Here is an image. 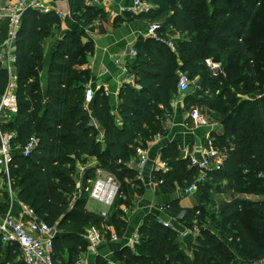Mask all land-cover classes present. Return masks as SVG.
Instances as JSON below:
<instances>
[{"label":"trees","instance_id":"obj_1","mask_svg":"<svg viewBox=\"0 0 264 264\" xmlns=\"http://www.w3.org/2000/svg\"><path fill=\"white\" fill-rule=\"evenodd\" d=\"M85 1L69 0L74 20L83 27L102 17L101 9L87 6ZM149 1L157 5L156 11L138 16L129 13L122 21L171 12L157 33L165 40L167 31L180 35L176 54L168 50L165 40L138 43L136 57L127 66L137 89L122 85L114 109L111 97L97 90L89 112L83 106L89 73L77 67L86 63L91 44H82L77 34L68 32L51 56L43 89L39 79L43 41L52 36L59 18L53 11L27 9L23 13L16 42L17 111L1 126L3 132L14 134V154L9 182L4 180L5 188L0 189V217L8 207L10 192L38 219L62 232L53 240L54 264L74 263L84 249L78 235L84 229L106 223L123 236L127 224L120 207L130 206L126 188L131 183L135 186L136 174L128 164L135 159L137 147L143 148L162 132L160 116L170 109L180 71L191 81L202 80V90L187 96L186 102L217 114L223 128L222 134H212V138L224 160L220 170L208 173V179L197 188L198 203L182 210L173 202L166 213L184 229L197 226L192 257L177 242L178 231L163 227L150 214L137 232L139 242L134 250L124 247L116 258L124 264H229L236 252L245 260L260 262L264 260V202L237 196H264V0ZM5 36L6 25L1 23L0 43ZM176 56L182 61L179 68ZM208 59L221 63L219 77L211 78L205 65ZM7 84V72L0 67V94ZM209 97L213 99L208 101ZM91 119L98 129L89 124ZM31 137L38 145L23 157L16 150ZM88 158L97 164L85 170L81 184L91 179L97 168L116 177L119 186L107 218L87 212L82 195L73 203L78 186L76 166L87 164ZM160 159L170 170L153 171L152 181L164 194L183 190L198 175L175 144L164 147ZM212 190L230 191L236 197L206 210ZM234 223L233 233L229 226ZM14 247L20 255L17 246L0 242V264H24L18 262ZM95 264L108 263L98 258Z\"/></svg>","mask_w":264,"mask_h":264},{"label":"crops","instance_id":"obj_2","mask_svg":"<svg viewBox=\"0 0 264 264\" xmlns=\"http://www.w3.org/2000/svg\"><path fill=\"white\" fill-rule=\"evenodd\" d=\"M41 1L46 7V12L53 11L56 13V15H60L58 27L53 29V33L50 38L43 41V62L42 69L39 73V79L42 88L44 89L46 87V82L48 80V69L52 54L54 53L62 38L68 32H73L77 34L82 44L90 43L92 46V51H90L86 55V63L81 67H77L78 70H86L89 73V81L85 85V87L89 84H92L94 86H99L102 90L108 91L110 94L109 96L112 100L111 102L113 109L117 105L118 92L121 89L122 85L125 84L126 80H131L133 85L130 86L137 89L133 74L127 71L128 75L126 76L122 71L123 69H127L128 64L134 59L128 56V51L131 49L136 50L135 47L140 42L146 43L148 40H154L150 36H148L147 30L149 26L152 24L161 25L162 21L171 14V12H167L153 18H138L132 21H122L123 16L130 13L127 10L130 8L132 1L110 0L107 3H102L100 5H90L101 9L102 17L99 16L97 19L93 20L89 26L83 27L79 25L76 20H74L69 0ZM85 5H87L86 1ZM152 6L154 7L153 10L155 11L158 9L157 5L152 4ZM164 34L166 37V40H164L168 50L176 54L175 43L180 39V35L175 31H167ZM159 35L163 36L161 32ZM167 42H172L174 44L173 49H171L167 45ZM206 61H209V63H206ZM206 61L205 65L212 64L217 68L219 72L220 66L218 63L214 62L212 59H208ZM176 64L178 68L182 65V61L177 56ZM178 73H180V71H177V76ZM217 77H219V75ZM217 77H213L211 73L212 79ZM201 83L202 80H193L191 83L193 87L197 88L196 94L202 90L200 87ZM190 89L191 88H189L187 93L182 94L177 91L176 85V90L172 94L169 102L170 109L168 111H165L167 119L162 123V132L155 135H159V138H155L154 136L151 140L143 144V149L146 151V155L148 158L147 165L144 168H139L136 164L137 160L135 159H133L128 164L129 168L133 169L136 172L134 187L137 189V195L135 196L134 207H120V210L124 214V219L127 224L125 234L119 237L114 229L110 226H93L100 233L101 241L95 245L93 250H91L89 248V241L83 239V236L87 233V231L90 230V228L84 229L83 231L78 233L80 239H82L84 243V249H82L83 251H81L80 254H83L86 257L87 264H95L96 259L98 258L107 261L108 264H124L123 262L117 260L119 259L116 258L117 254L124 247L134 250L135 246L132 249V238L133 236L137 235V232L141 227L146 215H153L159 222L167 221L169 217L166 213L171 203L177 202L178 208L182 210L190 209L198 203L196 193H193L191 195H182V189H178L174 193L164 194L152 181L153 164L155 163V161H157V158L160 155V151L168 144H175L179 150L180 155L182 156L184 153V149H191L197 145L205 146L209 135L212 138V134L220 135L223 132V128L219 122H212L211 124L213 126V131H210L206 128L195 127L194 124L189 120L188 113L192 108L197 109L199 113L205 116L209 121L211 116H217V114L211 112H209L211 116H209L208 114L205 115L201 112L205 111L202 110L204 108H199L188 104L185 98L189 95V92L191 91ZM197 98H199V95ZM212 99L213 98L209 97L208 101H211ZM183 106L185 109L182 108ZM112 112L116 113L113 110ZM116 121L119 123L118 118L116 119ZM89 124L95 127V129H98V125L95 120L91 119ZM101 138V133H99L98 140H100ZM16 151L19 152V150ZM87 164L96 166L97 162L94 158H88ZM87 169L89 168L84 167L83 171H80V175L77 174L75 180H79L80 182H82L83 173ZM98 170L100 169H95V173L91 177V179L95 177V174ZM100 171L107 174L103 170ZM4 185V180L0 176V189H3ZM134 193H136V191ZM189 196H191L193 199V205H184L183 201L186 200V198ZM10 198L11 203L9 208H7L6 210L9 209L11 210V214L17 215L21 211L19 202L15 200L14 195H11ZM237 198L245 199L246 195H238ZM96 204L98 205L99 203ZM100 206L101 208H98L94 204L92 209L87 212L100 215L101 217H103L101 215V213L103 212L107 216L108 211L112 206L110 208L102 205ZM183 213L184 212H181L178 217L180 218ZM171 223L178 230V232L182 231V228L177 221L171 220ZM112 232H114L117 236V240L115 241L111 240L110 238V233ZM60 235H62V232H60L56 228L55 238L59 237ZM179 239L180 238L178 237L177 242L180 245H182L183 243L185 252L187 256L190 257L192 254V246L195 243V237L188 236L184 239Z\"/></svg>","mask_w":264,"mask_h":264},{"label":"built area","instance_id":"obj_3","mask_svg":"<svg viewBox=\"0 0 264 264\" xmlns=\"http://www.w3.org/2000/svg\"><path fill=\"white\" fill-rule=\"evenodd\" d=\"M110 0H86L87 5H100L107 3ZM131 6L127 10L134 15H148L151 14L153 6L149 0H131ZM27 9H32L40 13L46 12V7L41 0H0V24L6 25L5 39L0 43V67L7 72L8 84L3 93L0 94V175L3 180L9 182V167L12 163L14 149L11 142L14 138L13 133L3 132L1 126L5 123L13 114L17 111V103L15 98L16 88V42L18 32L21 26V20L23 13ZM60 18V15H57ZM159 25L152 24L149 26L147 32L148 36L156 41H162L161 35H158L157 31ZM167 45L173 49L174 44L167 42ZM128 56L131 58L136 57V51L131 49L128 51ZM209 63V61H206ZM213 77L218 76L217 68L212 64H206ZM127 76V69L122 70ZM192 81L188 78V75L184 72L178 73L177 91L185 94L188 92ZM125 84L133 85L131 80H126ZM137 88V87H136ZM97 90H100L99 86L89 84L84 90L83 106L86 111H90V104L92 103L94 94ZM105 96H109V92L102 90ZM189 120L195 127L206 128L213 131V126L210 121L199 113L195 108H192L188 113ZM159 138V135L155 138ZM213 138L208 137L206 145H197L191 149H184L182 158L189 162V166L198 170V175L194 179L193 183L184 188L181 192L182 195H191L197 191V188L204 184L208 179V173L220 170L224 155L216 149L213 145ZM38 141L36 138L31 137L25 146L19 148V152L23 157L29 156V154L37 147ZM136 164L139 168H144L148 163L146 151L142 147H137L135 150ZM168 165L160 159V155L157 161L153 164V171H160L161 173L169 172ZM91 185V187H90ZM81 194L89 193V197L96 203L102 206L110 208L116 198L119 190V186L114 177L98 170L95 177L87 179L85 184H80ZM79 190V187H78ZM20 213L17 215L11 214V210H6L0 217V242L6 246H17L20 251V257L24 264H54L53 255V240L56 236V227L48 226L44 221L37 218L34 211L19 203ZM104 217L105 213H101ZM171 220L160 222L163 227L168 229L177 230ZM194 224H196L194 222ZM181 230L178 232V237L184 239L185 237H196L199 233L197 226L192 230L184 229L181 226ZM178 231V230H177ZM111 240H117V236L114 232L110 233ZM84 240L89 241V248L94 249L95 245L101 241V235L95 227H91L89 231L83 236ZM139 242L138 234L132 238V249ZM73 264H87L86 257L83 254H79ZM259 264H264V260Z\"/></svg>","mask_w":264,"mask_h":264},{"label":"rangeland","instance_id":"obj_4","mask_svg":"<svg viewBox=\"0 0 264 264\" xmlns=\"http://www.w3.org/2000/svg\"><path fill=\"white\" fill-rule=\"evenodd\" d=\"M207 2H209L210 0H206ZM159 20V19H158ZM218 63V62H217ZM219 64V66H221V63H218ZM191 86H192V84H191ZM191 89V91L189 92V95L188 96H190L191 94L193 95V96H195L196 95V90H197V88L196 87H190ZM183 109H185L184 108V106L182 107ZM182 109V110H183ZM189 109V108H188ZM202 110H205V111H201L203 114H205V115H209V116H211L210 114H209V111L207 110V109H202ZM188 111V110H187ZM166 119H167V117H166V115H164V114H161V116H160V120H161V122L163 123V122H165L166 121ZM220 119L217 117V116H211V118H210V123H212V122H218ZM89 164H85V165H82V164H78L76 167V169H77V174H79L80 175V171H83V168L84 167H88V168H94L95 166H91V165H89ZM107 173V172H106ZM77 174L75 175V179H76V177H77ZM107 174H109V173H107ZM111 175V174H110ZM1 176V175H0ZM114 177V176H113ZM115 179H116V177H114ZM79 179V178H78ZM75 182H76V185H78V186H76L77 187V192L75 193V196H74V199H73V203L74 202H76V200H78L79 198H80V196L82 195L83 197V200L82 201H84L85 203L83 204L84 205V208H85V210L86 211H89V210H91L92 209V207H93V205L95 204V206L96 207H98V208H101V206L98 204H96L93 200H91V198L89 197V193H82L81 194V189H80V184H81V182L79 181V180H75ZM128 182H131V181H128ZM132 184L133 183H131L129 186H127V188H126V190H127V193H128V195H127V198H128V200H129V202H130V206H132V207H134L135 205V196L137 195V189L134 187V186H132ZM5 186V185H4ZM78 187H79V190H78ZM90 187H91V185H90ZM2 188V187H1ZM5 187H3V189H4ZM2 190V189H1ZM7 190V189H6ZM136 191V193H134ZM8 193V198H9V204H8V207L7 208H9V206H10V203H11V198H10V196L12 195L10 192H7ZM10 194V195H9ZM135 194V195H134ZM209 203H210V205H208V206H206V210H209V209H211V207L212 206H219L220 204H222L223 202H226V201H229V200H231L232 198H234V197H236V194L234 195V194H232L230 191H224V193H221L220 192V190H217V191H211L210 192V194H209ZM245 200H249V201H257V202H264V196H249V195H246V198H245ZM192 202H193V199H192V197L191 196H189V197H187L186 198V200H184L183 201V204L184 205H187V206H191V205H193L192 204ZM94 203V204H93ZM182 204V205H183ZM88 209V210H87ZM110 211H111V209L108 211V214H110ZM107 214V215H108ZM107 218V217H106ZM105 218V219H106ZM246 221L248 220L247 218L245 219ZM108 224H104V227L105 226H107ZM109 226V225H108ZM229 229L231 230V232H235V230H236V224L234 223V224H232V225H230L229 226ZM181 247H182V249H184V251H185V248H184V245H183V243H182V245H181ZM14 250H16L17 251V249L14 247L13 248ZM192 257V255L190 256V258ZM16 258H17V260H18V262L19 261H21V258H20V255H19V252L17 251V255H16ZM229 264H259V262H256V261H253V259H243L242 257H240V256H238L237 255V253L235 252V253H233V257H232V259L230 260V263Z\"/></svg>","mask_w":264,"mask_h":264}]
</instances>
